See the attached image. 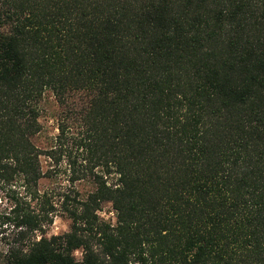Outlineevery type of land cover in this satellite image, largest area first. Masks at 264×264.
<instances>
[{"label":"trees","instance_id":"1","mask_svg":"<svg viewBox=\"0 0 264 264\" xmlns=\"http://www.w3.org/2000/svg\"><path fill=\"white\" fill-rule=\"evenodd\" d=\"M64 150L94 187L59 193L69 228L47 236L40 155ZM16 185L0 264H264V0H0V188Z\"/></svg>","mask_w":264,"mask_h":264},{"label":"rangeland","instance_id":"2","mask_svg":"<svg viewBox=\"0 0 264 264\" xmlns=\"http://www.w3.org/2000/svg\"><path fill=\"white\" fill-rule=\"evenodd\" d=\"M57 110L58 105L54 96L51 92L47 91L41 100L39 114L41 128L33 137L35 143L43 149H46L55 143L54 136L58 132L56 119ZM69 141L70 139L68 140V145H71V142ZM66 153L67 151L64 150L57 161H54V159L49 157L46 153L40 155L42 171L45 172L46 169H49L51 172L50 174H44L40 177L38 187L40 191H46L50 199L56 205V209L51 211L48 215L51 220H43L42 229L47 236L52 233L65 231L69 228V219L59 206V193L63 190H67L73 195L74 191L77 190L80 195L85 196L87 192L94 187V183L89 176L79 177L73 181L70 180L71 166L68 162V156ZM76 155H78V152L74 147L71 152V157ZM80 159L81 157L79 154L77 161L80 162ZM76 166L78 165L76 164ZM21 193L24 192L18 185L12 187V189L0 188V219L3 218V216L13 214L16 207V201L21 199ZM98 213L103 219L112 222L115 219L114 210L110 202H104L102 208L98 209ZM3 226H5V230L0 233V251L2 252L7 248L8 241L13 240L16 236V228L13 227L12 224H4ZM40 231H37L36 234L39 235ZM74 253L77 258L81 257L82 253L80 249H76Z\"/></svg>","mask_w":264,"mask_h":264}]
</instances>
